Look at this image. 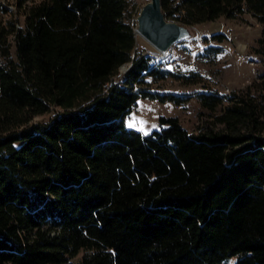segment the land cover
<instances>
[{"label": "trees", "instance_id": "16d2710c", "mask_svg": "<svg viewBox=\"0 0 264 264\" xmlns=\"http://www.w3.org/2000/svg\"><path fill=\"white\" fill-rule=\"evenodd\" d=\"M159 1L184 26L259 25L262 70L198 93L190 132L124 124L139 98L177 102L145 88L170 73L136 48L128 0L0 2V264H264V0Z\"/></svg>", "mask_w": 264, "mask_h": 264}, {"label": "rangeland", "instance_id": "374dc122", "mask_svg": "<svg viewBox=\"0 0 264 264\" xmlns=\"http://www.w3.org/2000/svg\"><path fill=\"white\" fill-rule=\"evenodd\" d=\"M128 1L133 5L128 22L134 29L137 10L147 0ZM0 2L14 11V0ZM188 28L192 37L169 47L165 56L134 34L136 48L152 55V60L156 59L164 66V69L160 70L170 73V76L157 81L147 78L146 90L157 95H171L177 102L137 99L124 118L127 128L147 134L159 128V117L175 116L184 129L193 131L197 112L200 111L198 93L214 90L217 94H226L243 88L262 70L263 65L251 51L258 36L259 25L249 14H243L240 20L219 17L211 22L190 25ZM218 33L224 36L219 43L201 40L202 37L209 38L210 35ZM206 46H217L219 51L212 55V49ZM126 68L127 65L119 67L116 76ZM52 114L53 110H50L45 115L34 117L32 121L45 122ZM233 261L234 257H231L223 264H232Z\"/></svg>", "mask_w": 264, "mask_h": 264}, {"label": "water", "instance_id": "95a60500", "mask_svg": "<svg viewBox=\"0 0 264 264\" xmlns=\"http://www.w3.org/2000/svg\"><path fill=\"white\" fill-rule=\"evenodd\" d=\"M136 33L158 53L166 54L172 45L192 37L188 26L164 17L159 0H147L138 8L133 29Z\"/></svg>", "mask_w": 264, "mask_h": 264}, {"label": "built area", "instance_id": "2783aa9c", "mask_svg": "<svg viewBox=\"0 0 264 264\" xmlns=\"http://www.w3.org/2000/svg\"><path fill=\"white\" fill-rule=\"evenodd\" d=\"M149 56L152 57V55L148 54ZM159 57V56H154V58ZM153 66H158L160 69H164V66L160 64V62H158L156 59H153L152 62Z\"/></svg>", "mask_w": 264, "mask_h": 264}, {"label": "bare ground", "instance_id": "6f19581e", "mask_svg": "<svg viewBox=\"0 0 264 264\" xmlns=\"http://www.w3.org/2000/svg\"><path fill=\"white\" fill-rule=\"evenodd\" d=\"M136 35H138V34L136 33ZM138 36H139V35H138ZM160 54H161V55H165L166 53H163V52H162V53H160Z\"/></svg>", "mask_w": 264, "mask_h": 264}, {"label": "snow or ice", "instance_id": "6c2138e0", "mask_svg": "<svg viewBox=\"0 0 264 264\" xmlns=\"http://www.w3.org/2000/svg\"><path fill=\"white\" fill-rule=\"evenodd\" d=\"M131 126V125H130Z\"/></svg>", "mask_w": 264, "mask_h": 264}]
</instances>
